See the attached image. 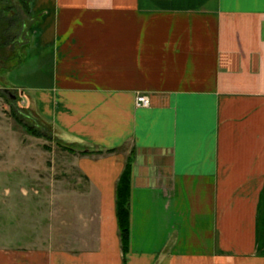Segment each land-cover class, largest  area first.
Returning a JSON list of instances; mask_svg holds the SVG:
<instances>
[{"label": "crops", "instance_id": "0c3cea01", "mask_svg": "<svg viewBox=\"0 0 264 264\" xmlns=\"http://www.w3.org/2000/svg\"><path fill=\"white\" fill-rule=\"evenodd\" d=\"M24 1L13 81L89 188L0 264H264V0Z\"/></svg>", "mask_w": 264, "mask_h": 264}, {"label": "rangeland", "instance_id": "374dc122", "mask_svg": "<svg viewBox=\"0 0 264 264\" xmlns=\"http://www.w3.org/2000/svg\"><path fill=\"white\" fill-rule=\"evenodd\" d=\"M28 14L24 0H0V248L37 246L53 234L60 242L63 219H75L66 209L81 202L78 190L89 188L76 164L80 148L68 149L13 81Z\"/></svg>", "mask_w": 264, "mask_h": 264}, {"label": "trees", "instance_id": "16d2710c", "mask_svg": "<svg viewBox=\"0 0 264 264\" xmlns=\"http://www.w3.org/2000/svg\"><path fill=\"white\" fill-rule=\"evenodd\" d=\"M101 152V150H99ZM86 152V151H84ZM131 160L129 159L117 184L116 213L124 247L129 239V198L131 185Z\"/></svg>", "mask_w": 264, "mask_h": 264}, {"label": "built area", "instance_id": "2783aa9c", "mask_svg": "<svg viewBox=\"0 0 264 264\" xmlns=\"http://www.w3.org/2000/svg\"><path fill=\"white\" fill-rule=\"evenodd\" d=\"M150 103V99L147 95H139L137 97V104L138 105H148Z\"/></svg>", "mask_w": 264, "mask_h": 264}]
</instances>
